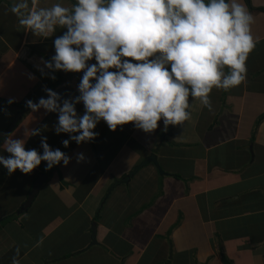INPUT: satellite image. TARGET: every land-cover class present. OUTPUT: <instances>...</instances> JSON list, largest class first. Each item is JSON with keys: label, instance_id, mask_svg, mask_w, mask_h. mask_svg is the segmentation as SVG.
I'll return each mask as SVG.
<instances>
[{"label": "crops", "instance_id": "obj_1", "mask_svg": "<svg viewBox=\"0 0 264 264\" xmlns=\"http://www.w3.org/2000/svg\"><path fill=\"white\" fill-rule=\"evenodd\" d=\"M242 2L255 17L256 44L245 80L212 89L211 111L189 97L190 119L163 140L162 122L149 134L131 122L111 131L102 120L98 135L74 145L69 164L55 165L51 176L44 161L29 174L9 175L0 166V264H11L17 249L20 264H264V0ZM12 3L0 0V108L8 111L0 112V133L20 114L9 138L24 139V128L46 124L25 149L42 152L45 136L64 152L68 134L54 132L57 114L32 113L25 101L53 82L38 66L54 55L53 39L65 29L44 39L25 33L8 11ZM58 72L50 89L78 95L82 73ZM9 97L15 103L8 105ZM75 107L83 114L82 103ZM155 149L163 173L149 163L108 191ZM77 153L85 160L77 163ZM0 155L10 154L0 148Z\"/></svg>", "mask_w": 264, "mask_h": 264}, {"label": "clouds", "instance_id": "obj_2", "mask_svg": "<svg viewBox=\"0 0 264 264\" xmlns=\"http://www.w3.org/2000/svg\"><path fill=\"white\" fill-rule=\"evenodd\" d=\"M8 11L34 37L65 29L38 71L52 80L56 71L82 73L78 95L63 98L45 87L46 98L25 101L32 113L57 114L53 130L68 134L64 147L91 142L101 120L111 131L131 122L149 134L158 122L165 130L181 125L190 119L189 97L211 111L212 89L228 90L245 80L246 60L256 44L255 17L242 0H75L70 6L64 0H44L43 6L41 0H13ZM28 78L35 79L31 73ZM81 103L84 111L78 114L75 106ZM0 112L8 114L7 108ZM42 129L47 125L24 128V139L2 137L0 148L10 155H0V166L9 175L17 169L29 174L42 161L45 170L69 164L70 157L51 148L45 136L42 152L25 149L27 138ZM76 158L85 160L83 153ZM17 255L19 249L11 264H20Z\"/></svg>", "mask_w": 264, "mask_h": 264}, {"label": "water", "instance_id": "obj_3", "mask_svg": "<svg viewBox=\"0 0 264 264\" xmlns=\"http://www.w3.org/2000/svg\"><path fill=\"white\" fill-rule=\"evenodd\" d=\"M45 94H46V92L43 93L42 95L37 96L35 99H33V102L34 101H37L40 97H44ZM19 118H20V114H18L14 118V120L10 123V125L7 127V129L5 131H3V132L0 133V136H4L7 133L11 132L12 129L15 127V125H16V123H17V121H18ZM172 129H173V126L172 125L168 126V128L166 130L164 129L163 132H162V135H161V140H163L166 137V135H170L171 132H172ZM74 145H76V143L74 141H71L69 143L68 147L65 149L64 153L67 155V153H69L72 150V148L74 147ZM156 151L157 150L155 149L143 161H141L138 165H136L134 167V169H132L131 171H129L125 176L121 177L120 179H117L111 185V187L109 188L108 191L110 192L116 185H118L120 183L128 182L131 179V177L138 171V169H140L141 167H143L144 165L149 164V163H154L155 166L159 169V171L163 173L164 171H163V168L161 167V165L159 163V160H158ZM42 181H43V177H39L36 180V182L34 183V186H33L32 190L29 193V196H28L27 201L23 205V208H25L27 205H29L31 203V201L33 200V198L37 194V192L39 190V187H40V184H41ZM93 234H94V241H95V236H96V227H95V225L93 226Z\"/></svg>", "mask_w": 264, "mask_h": 264}, {"label": "trees", "instance_id": "obj_4", "mask_svg": "<svg viewBox=\"0 0 264 264\" xmlns=\"http://www.w3.org/2000/svg\"><path fill=\"white\" fill-rule=\"evenodd\" d=\"M54 75H55L56 79L53 80V82L51 83V85H50L49 88H52L53 86H55L56 84H58V83L60 82L59 72L56 71V72L54 73ZM54 167H55V166H53V167H52L51 169H49V170H45V166H44V167H41V168L43 169L44 173H46L48 176H51V175H52V170H53Z\"/></svg>", "mask_w": 264, "mask_h": 264}, {"label": "rangeland", "instance_id": "obj_5", "mask_svg": "<svg viewBox=\"0 0 264 264\" xmlns=\"http://www.w3.org/2000/svg\"><path fill=\"white\" fill-rule=\"evenodd\" d=\"M23 109H25V108H23Z\"/></svg>", "mask_w": 264, "mask_h": 264}]
</instances>
